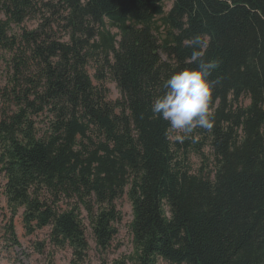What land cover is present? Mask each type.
Segmentation results:
<instances>
[{
    "label": "trees",
    "instance_id": "trees-1",
    "mask_svg": "<svg viewBox=\"0 0 264 264\" xmlns=\"http://www.w3.org/2000/svg\"><path fill=\"white\" fill-rule=\"evenodd\" d=\"M0 10V192L11 217L23 209L26 234L49 227L79 264L82 212L106 251L127 194L133 251L112 264H264V0ZM29 18L38 25L22 27Z\"/></svg>",
    "mask_w": 264,
    "mask_h": 264
},
{
    "label": "rangeland",
    "instance_id": "rangeland-1",
    "mask_svg": "<svg viewBox=\"0 0 264 264\" xmlns=\"http://www.w3.org/2000/svg\"><path fill=\"white\" fill-rule=\"evenodd\" d=\"M2 0H0L1 6ZM172 6V1H166L164 4L165 11H168ZM4 13L0 10V19H4ZM39 20L36 18H29L25 20L22 27L32 29L37 26ZM112 34L118 33V30L106 27ZM18 29L12 25V32H17ZM163 32V29H161ZM119 38V37H118ZM96 64L90 62L87 66V71L92 78L94 84H98L95 79ZM4 65L0 62V82L5 81ZM107 88V97L109 100L115 101L121 97L116 83L106 76L102 81ZM248 102L246 101L245 104ZM196 107V103L190 106ZM179 113L184 114V111ZM175 127L176 135L181 134V122L177 117L172 118ZM208 149H205L207 152ZM199 156L193 154L192 164L196 168L199 165ZM117 209L121 213V222L116 225L117 234L111 242L110 247L106 251H99L94 242L93 235L89 222L86 218V213L82 212L86 225V236L88 239L89 249L86 260L79 264H112L119 258H124L130 255L133 251L132 236L129 225L132 221V206L127 194H124L116 201ZM23 209H19L17 214L11 217V213L7 208L5 198L0 192V264H76L72 259V251L70 248H58L51 244L49 240L50 228L45 227L40 230H35L33 234H26L22 222ZM10 218L13 219L15 235L12 237L9 232Z\"/></svg>",
    "mask_w": 264,
    "mask_h": 264
}]
</instances>
